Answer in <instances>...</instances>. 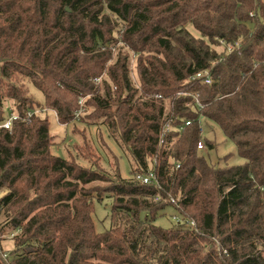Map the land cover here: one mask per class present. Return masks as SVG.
<instances>
[{
	"label": "trees",
	"instance_id": "trees-1",
	"mask_svg": "<svg viewBox=\"0 0 264 264\" xmlns=\"http://www.w3.org/2000/svg\"><path fill=\"white\" fill-rule=\"evenodd\" d=\"M202 70L211 84L192 78ZM83 98L80 120L109 131L130 178L113 154L111 176L52 152L37 111L67 125ZM9 107L21 118L0 129V219L14 248L0 264H264V0H0V121ZM200 114L243 163L209 162ZM149 168L157 183L135 178ZM106 199L111 225L97 231ZM169 208L174 225L157 224Z\"/></svg>",
	"mask_w": 264,
	"mask_h": 264
},
{
	"label": "rangeland",
	"instance_id": "rangeland-1",
	"mask_svg": "<svg viewBox=\"0 0 264 264\" xmlns=\"http://www.w3.org/2000/svg\"><path fill=\"white\" fill-rule=\"evenodd\" d=\"M192 33L196 36L199 33L193 28L190 27ZM226 44H222V48L224 49ZM230 48V46H229ZM228 50L230 51L231 49ZM138 56L131 53L130 57V67L132 71V77L136 81L135 76V66L136 59ZM36 93H33L38 99H43L42 94L39 91L33 89ZM85 98L81 99L82 104ZM46 109V108H45ZM81 112L75 119V121L70 124H61L58 121L57 116L52 111H45L43 116L49 113V120L51 125V132L55 135L56 145L52 147V152L58 156L62 157H76L78 161L84 165H89L91 163H98L103 170L109 172L111 176L115 173V168L108 165V157H112V154L119 158V172L123 178H130L132 175L131 162L129 157L124 154L122 149L117 145L114 139L110 136L109 131L101 124H88L80 120L81 113L87 114L92 112V108L90 107L87 111L84 104L81 107ZM205 134L204 136L209 139L214 145L213 148H209L204 139L207 148L202 150V153L207 156V159L211 164H219L225 165L228 164H241L245 160L239 156L237 153V148L235 143L228 139L223 133L222 129L213 122H207L204 124ZM86 143L92 146L93 150L92 156H83L81 155L80 148L84 146ZM231 154L228 159H225V156ZM114 161V160H113ZM1 196V194H0ZM174 210L169 208L167 213L164 216H161L157 219L156 223L163 226L169 227L174 222L171 218V214H174ZM110 200L106 199L103 202L95 201V212L93 214V218L96 224L97 231H104L110 228L111 220H110ZM4 221V216L0 219V252L3 257H7L10 251L14 248V241L12 239L13 232L10 229L2 230Z\"/></svg>",
	"mask_w": 264,
	"mask_h": 264
},
{
	"label": "built area",
	"instance_id": "built-area-1",
	"mask_svg": "<svg viewBox=\"0 0 264 264\" xmlns=\"http://www.w3.org/2000/svg\"><path fill=\"white\" fill-rule=\"evenodd\" d=\"M229 49H231V46ZM192 78L201 80L202 82H204L206 84H211L213 81L212 77H211L210 70L199 71ZM179 94H185V92H179ZM194 100H195V105L197 106L198 110H201L204 106H203V103L201 102V100L199 99V96L198 95L194 96ZM80 103L82 104V101H80ZM81 110H83V109H80L79 112L77 113V115H79ZM45 111H47V109L43 108V109L38 110L37 113H44ZM33 113L34 112H28L27 117L32 116ZM54 113L57 116V113L56 112H54ZM20 118H21L20 114H18L15 110H13L12 107H9L6 118L4 120L0 121V129L12 130L14 122ZM198 121H199V125H200L199 132L201 135L200 140L198 141V148L200 150H204L207 148V145L204 141L205 128H204V116L202 114L199 115ZM191 122H192L191 120H187L186 125H190ZM173 128L174 127L172 126L171 122H167L165 124V126L162 130L161 136H160L161 137V139H160L161 143L164 141L167 134H169V132H171ZM181 129H182V127H181ZM135 178L138 180H141L145 183H151V182L157 183L158 182L157 174L154 171V169H151V168H149V170L145 173H137L135 175ZM175 219L177 221L182 220V218H179V217H175ZM185 222H188L192 226H196V222L194 220L186 219Z\"/></svg>",
	"mask_w": 264,
	"mask_h": 264
}]
</instances>
